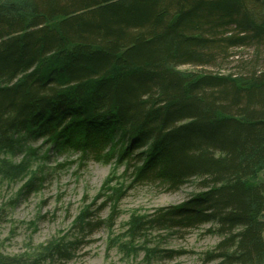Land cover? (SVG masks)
I'll return each mask as SVG.
<instances>
[{
    "label": "trees",
    "instance_id": "16d2710c",
    "mask_svg": "<svg viewBox=\"0 0 264 264\" xmlns=\"http://www.w3.org/2000/svg\"><path fill=\"white\" fill-rule=\"evenodd\" d=\"M245 48L256 58L224 72ZM40 139L127 162L137 183L196 180L184 202L134 219L132 238L210 224L208 264H263L264 0H0V150ZM93 218L80 229L103 226ZM77 246L0 264L67 261Z\"/></svg>",
    "mask_w": 264,
    "mask_h": 264
},
{
    "label": "rangeland",
    "instance_id": "374dc122",
    "mask_svg": "<svg viewBox=\"0 0 264 264\" xmlns=\"http://www.w3.org/2000/svg\"><path fill=\"white\" fill-rule=\"evenodd\" d=\"M255 58L254 50L245 48L223 71L241 73ZM23 149L0 150V254H37L58 242H72L75 248L80 240L70 260L50 264H208L205 253L220 240L207 232L210 224L184 233L155 228L130 235L134 219L200 191L195 179L171 191L161 183L135 182V167L127 162L83 158L48 139ZM31 181L39 182V188L24 196ZM258 181L264 182V169ZM87 215L103 226L90 234L80 229ZM170 250L181 254L170 258Z\"/></svg>",
    "mask_w": 264,
    "mask_h": 264
},
{
    "label": "bare ground",
    "instance_id": "6f19581e",
    "mask_svg": "<svg viewBox=\"0 0 264 264\" xmlns=\"http://www.w3.org/2000/svg\"><path fill=\"white\" fill-rule=\"evenodd\" d=\"M40 140H41V139H40ZM49 142L51 143V141H49ZM54 144H55V146H57L55 142H54ZM23 150H24V149H23ZM21 151H22V150H21Z\"/></svg>",
    "mask_w": 264,
    "mask_h": 264
}]
</instances>
